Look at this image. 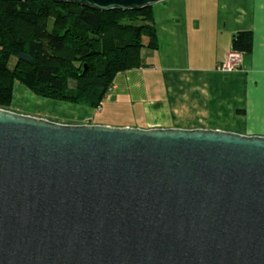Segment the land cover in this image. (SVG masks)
Returning <instances> with one entry per match:
<instances>
[{"label":"water","instance_id":"95a60500","mask_svg":"<svg viewBox=\"0 0 264 264\" xmlns=\"http://www.w3.org/2000/svg\"><path fill=\"white\" fill-rule=\"evenodd\" d=\"M0 264H264V136L0 109Z\"/></svg>","mask_w":264,"mask_h":264},{"label":"crops","instance_id":"0c3cea01","mask_svg":"<svg viewBox=\"0 0 264 264\" xmlns=\"http://www.w3.org/2000/svg\"><path fill=\"white\" fill-rule=\"evenodd\" d=\"M152 8L158 49L144 48L141 66L118 74L106 97L117 111L130 109V121L90 122L97 110L81 108V116L73 105L70 121L54 122L264 136V0H166ZM240 32H252V51L239 69L222 72Z\"/></svg>","mask_w":264,"mask_h":264},{"label":"trees","instance_id":"16d2710c","mask_svg":"<svg viewBox=\"0 0 264 264\" xmlns=\"http://www.w3.org/2000/svg\"><path fill=\"white\" fill-rule=\"evenodd\" d=\"M158 47L152 7L99 12L0 0V109L12 111L16 83L41 99L101 109L117 75L140 67L144 48ZM252 47V32L235 35L232 51Z\"/></svg>","mask_w":264,"mask_h":264},{"label":"rangeland","instance_id":"374dc122","mask_svg":"<svg viewBox=\"0 0 264 264\" xmlns=\"http://www.w3.org/2000/svg\"><path fill=\"white\" fill-rule=\"evenodd\" d=\"M145 51L141 52V61L145 59ZM19 84H17L16 88V94L14 95L13 100V106L12 111H16L18 113H27V114H36L38 118H44L51 121H57V122H64V121H70L67 120L70 116H75L73 111H70L68 108L70 106H73L74 104L60 102L57 103L56 101L51 100H45L41 99L35 95H33L26 87L23 86V88H26L27 92H20L19 91ZM22 86V85H21ZM72 87H74V83L71 84ZM111 101H107V99L104 100L102 103L101 109L97 110L95 112L93 120H90V122H96L101 121L104 122H110L112 124H123L132 118V115H135L133 112L129 111L130 109H123L117 111L115 109V106L110 105ZM79 106L80 109L77 114L83 116V110L89 111L88 108L80 106V105H74ZM78 116V115H77Z\"/></svg>","mask_w":264,"mask_h":264},{"label":"built area","instance_id":"2783aa9c","mask_svg":"<svg viewBox=\"0 0 264 264\" xmlns=\"http://www.w3.org/2000/svg\"><path fill=\"white\" fill-rule=\"evenodd\" d=\"M242 57V53L231 51L227 58L219 65L218 69L222 72L235 71L242 65Z\"/></svg>","mask_w":264,"mask_h":264}]
</instances>
